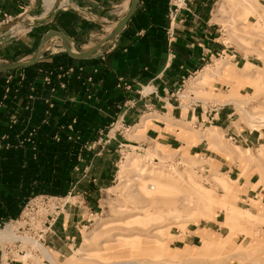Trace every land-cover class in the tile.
I'll return each mask as SVG.
<instances>
[{"label": "crops", "instance_id": "crops-1", "mask_svg": "<svg viewBox=\"0 0 264 264\" xmlns=\"http://www.w3.org/2000/svg\"><path fill=\"white\" fill-rule=\"evenodd\" d=\"M130 2L67 0L50 22L19 24L33 34L14 38L6 35L9 29L1 31L0 62L29 59L49 30L67 35L75 51L85 52L125 15ZM219 2L187 0L170 25L169 0H137L122 29L90 56L73 57L53 38L35 63L0 72V227H9L32 196H69L47 244L60 254L74 244L84 212L98 207L103 191L116 178L126 138L108 134L107 139L106 132L120 116L127 126H139L131 135H143L142 141H134L137 145L151 144L165 154V148L182 147L211 157L221 172L238 181L243 198L259 203L247 205L264 212V182L258 184L264 179V124L250 127L244 120L251 123L252 112L236 114L246 97L235 85L226 94L202 92L214 97L212 101L183 102L177 96L180 87L213 58L236 56V49L223 40ZM259 3L264 6V0ZM50 4L0 0V20L4 16L29 20L35 18L30 15L33 10ZM252 64L246 61L243 68ZM233 72L226 80L235 77ZM126 100L133 106L121 108ZM220 134L234 143L232 148H220ZM247 156L260 165L246 167L247 160L240 164L235 158ZM247 213L261 217L259 212ZM262 262L260 258L258 264Z\"/></svg>", "mask_w": 264, "mask_h": 264}, {"label": "rangeland", "instance_id": "rangeland-1", "mask_svg": "<svg viewBox=\"0 0 264 264\" xmlns=\"http://www.w3.org/2000/svg\"><path fill=\"white\" fill-rule=\"evenodd\" d=\"M245 1L220 0L218 4L223 40L236 49L235 58L227 55L213 58L180 87L177 96L183 102L212 101L214 97L202 92L215 90L226 94L235 85L238 93L246 97L236 114L241 117L243 110L252 112L251 123L246 117L244 121L250 127H258L264 124V18L257 11L264 14V6L258 5V0ZM32 32H17L13 36ZM246 61L253 63L248 69L243 68ZM230 70L235 77L228 81ZM129 128L121 133L126 139L115 180L103 191L92 215L84 212L85 219L79 224L74 244L62 254L49 249L55 261L258 264L262 258L264 264V212L247 205L249 202L257 207L259 203L243 198L244 189L238 181L221 172L211 157L190 153L182 147L165 148L168 153L165 154L151 144L137 145L135 142L142 141L143 135H131L139 126ZM233 145L227 136L220 134V148L226 150ZM235 158L240 164L247 160L246 167L260 165L252 156ZM262 182L264 179L258 184ZM155 184L164 188L156 185L154 190L147 189ZM247 210L259 212L261 217L251 216ZM9 226L15 233V226ZM12 254V258L20 259L16 253Z\"/></svg>", "mask_w": 264, "mask_h": 264}, {"label": "built area", "instance_id": "built-area-1", "mask_svg": "<svg viewBox=\"0 0 264 264\" xmlns=\"http://www.w3.org/2000/svg\"><path fill=\"white\" fill-rule=\"evenodd\" d=\"M187 6V0H169L168 20L169 24H173L178 16V13L185 9ZM12 21L10 16H4L0 20L1 24H7ZM121 86L125 89L130 88V84L122 82ZM134 102L126 100L120 106L121 108H129L133 106ZM129 129L124 123L122 116L114 120L109 126L106 132V138L111 136L108 134H120ZM69 196H51V195H35L24 203L22 209L17 218L8 222V225L15 226V232L21 236H26L24 240L16 239L10 242L9 240H2L0 249V264H12L13 261H18L22 264V260L12 258L13 252L17 256H26V262L29 260V264H43L45 260L42 258L40 247L46 246L47 235L52 231V226L56 221L59 214L64 210ZM92 215V213H90ZM5 225V224H4ZM37 262H36V260ZM35 262V263H34Z\"/></svg>", "mask_w": 264, "mask_h": 264}, {"label": "water", "instance_id": "water-1", "mask_svg": "<svg viewBox=\"0 0 264 264\" xmlns=\"http://www.w3.org/2000/svg\"><path fill=\"white\" fill-rule=\"evenodd\" d=\"M136 5L137 0H131L129 8L125 15L115 23L114 27L95 46L85 52L75 51L72 47V40L67 35L58 31L49 30L43 35L39 45L37 46V48L29 59L24 61L0 62V72L22 68L35 63L39 59L41 53L48 47L50 40L53 38H57L58 40H60L65 51L73 57L90 56L95 51L100 49L102 45L114 38V36L122 29V27L126 24L130 16L133 14ZM59 10L60 0H55L50 10L44 16L31 18L29 20H25L24 17H19L5 25L0 26V32L3 30L10 29L11 27L17 24H24L29 27L46 24L56 16Z\"/></svg>", "mask_w": 264, "mask_h": 264}, {"label": "bare ground", "instance_id": "bare-ground-1", "mask_svg": "<svg viewBox=\"0 0 264 264\" xmlns=\"http://www.w3.org/2000/svg\"><path fill=\"white\" fill-rule=\"evenodd\" d=\"M46 1H53V3L55 2V0H46ZM66 2H67V0H62L61 1V4L64 5V4H66ZM51 5H47V6H43V7L36 8L35 10L32 11V13H30L31 17L44 16L50 10ZM25 30H27L25 27H22V25L17 24L15 26L11 27L9 29V31H7L6 35H12V34H15L17 32H22V31H25ZM129 130H130V128H129ZM156 185L157 184H155V185H148L147 186V189L149 191L150 190H154L156 188ZM157 186H158L159 189L164 188V186H162V185H157ZM25 237L26 236H23L21 238V236L19 234H17L16 232L14 233L13 232V228L11 226H9V227H0V241H2V240L5 239V240H9L10 242H12V241H15L16 239H22V240H24ZM40 251H41V254H42V258L45 260V262H47L48 264H58L55 261L53 255L50 253L49 248H47L46 246H42L41 245ZM20 260H22V264H26V256H20ZM110 264H136V263L133 262V261H126V262H114V263H110Z\"/></svg>", "mask_w": 264, "mask_h": 264}]
</instances>
